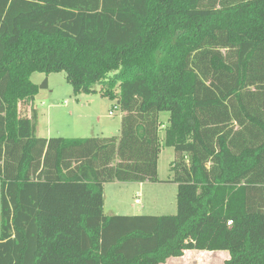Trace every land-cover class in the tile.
Instances as JSON below:
<instances>
[{
  "label": "trees",
  "instance_id": "16d2710c",
  "mask_svg": "<svg viewBox=\"0 0 264 264\" xmlns=\"http://www.w3.org/2000/svg\"><path fill=\"white\" fill-rule=\"evenodd\" d=\"M36 72L116 100L120 135L38 137ZM162 144L177 214L105 216ZM0 186V264H264V0H0Z\"/></svg>",
  "mask_w": 264,
  "mask_h": 264
},
{
  "label": "rangeland",
  "instance_id": "374dc122",
  "mask_svg": "<svg viewBox=\"0 0 264 264\" xmlns=\"http://www.w3.org/2000/svg\"><path fill=\"white\" fill-rule=\"evenodd\" d=\"M133 77L134 72H129L122 76L121 81L131 80ZM46 79L48 80V88L40 90L34 106L37 112L36 132L38 137L87 139L109 138L120 135L122 112L118 108L116 100H110L99 93L89 95L75 94L64 73L46 75L36 72L31 76V81L37 85H40ZM99 88L100 86L97 85L96 89L99 90ZM111 112H113L112 116L110 115ZM162 117L167 118L168 114L165 113ZM160 136L163 139V128ZM175 158L174 149L167 148L162 144L159 159V175L161 179L166 180L168 177L173 176L171 166ZM108 191V205L120 202L133 205L132 212L136 214L153 216H173L177 214V193L167 186L151 188L141 199L135 195V190L124 188L121 191L120 188H117V192L113 194L110 190ZM153 196H156L154 201H152ZM63 198L64 196H60L59 201H63ZM136 198V201L141 200V205L135 204ZM119 200L120 202H118ZM149 201H152L150 208ZM143 206L147 207L145 211H143ZM55 212L60 211L57 210Z\"/></svg>",
  "mask_w": 264,
  "mask_h": 264
},
{
  "label": "crops",
  "instance_id": "0c3cea01",
  "mask_svg": "<svg viewBox=\"0 0 264 264\" xmlns=\"http://www.w3.org/2000/svg\"><path fill=\"white\" fill-rule=\"evenodd\" d=\"M37 134V132H36ZM159 169H158V175H159ZM160 181L162 183H130V184H121V183H114V184H106L104 185V207H103V214L108 217H113V216H138V215H149V214H136L132 212L133 205H128L126 203L118 202L120 203H113L109 204L107 203L108 201V196H109V191L113 194L117 192V188L122 189H129V190H135V195L141 199L142 196H145L147 192L150 191L151 188H160L167 186L169 188H172L176 193L178 191V186L171 181L172 176L168 177L166 180L161 179L159 175ZM136 196V197H137ZM156 196H153V200L155 199ZM138 199V200H139ZM177 199V197H176ZM137 198L135 199V204H142L141 200L137 203ZM152 201H149V208L151 206ZM109 206V208H108ZM147 209L146 206H143V211ZM153 216V215H151ZM228 255H227V254ZM205 258V259H203ZM230 258V254L227 251H218V252H206V251H197V250H192V251H187L185 252V255L181 258H171L169 259L165 264H224L225 261H227Z\"/></svg>",
  "mask_w": 264,
  "mask_h": 264
},
{
  "label": "built area",
  "instance_id": "2783aa9c",
  "mask_svg": "<svg viewBox=\"0 0 264 264\" xmlns=\"http://www.w3.org/2000/svg\"><path fill=\"white\" fill-rule=\"evenodd\" d=\"M119 108V107H118ZM115 109H117V107H115ZM110 115L112 116L113 115V112L110 113ZM139 201H137L138 203ZM229 225H231V223H229Z\"/></svg>",
  "mask_w": 264,
  "mask_h": 264
}]
</instances>
